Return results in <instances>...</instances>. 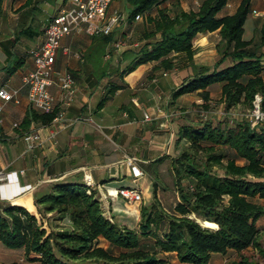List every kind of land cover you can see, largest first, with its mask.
Listing matches in <instances>:
<instances>
[{
    "label": "crops",
    "instance_id": "obj_1",
    "mask_svg": "<svg viewBox=\"0 0 264 264\" xmlns=\"http://www.w3.org/2000/svg\"><path fill=\"white\" fill-rule=\"evenodd\" d=\"M203 1L167 0L137 20L129 19V0H113L108 19L123 15L125 20L114 26L107 42L104 35L94 37L84 30L74 31L62 40L55 67L57 73L73 75L74 100L67 103L55 76L56 84L50 91L56 97L59 117L50 125L32 122L24 130L22 123L36 110L24 81L35 67L33 52L44 43L50 20L72 9L73 4L71 0H0V89L14 93L1 113L0 174L5 179L0 180V215L10 205H17L39 216V198L49 194L56 184L86 185L88 175L94 182L89 188L97 191L106 217L138 230L143 207L155 201V184L160 185L161 172L170 163L173 166L181 152L179 133L184 116L194 110L195 102H202L201 91L174 98L194 74L192 67L167 71L159 61L139 63L154 40L149 38L154 30L150 18L157 17L159 9L171 15L181 10L196 11ZM242 1L231 0L224 14L235 13ZM263 23L264 0H252L245 38L254 40L258 54L264 53ZM219 40L218 31L197 36V66L214 67L219 58ZM217 95L221 99V93ZM30 133L40 136L31 148L25 141ZM172 170L174 173V167ZM27 186L32 189L27 190ZM121 188L138 189L142 201L123 200L116 194ZM160 197L158 186L157 199ZM105 243L101 239L100 246L110 249ZM154 243L153 238H141L144 249L153 250ZM236 255L234 251L213 254L209 264H228ZM24 256V250L0 242V264L21 262ZM158 258L160 264H192L182 262L176 252H159Z\"/></svg>",
    "mask_w": 264,
    "mask_h": 264
},
{
    "label": "trees",
    "instance_id": "obj_2",
    "mask_svg": "<svg viewBox=\"0 0 264 264\" xmlns=\"http://www.w3.org/2000/svg\"><path fill=\"white\" fill-rule=\"evenodd\" d=\"M129 1L132 19L150 14L167 0ZM230 1L204 0L196 11L174 15L159 9L158 16L150 18L154 30L149 38L154 40L139 63L159 61L167 71L190 66L194 74L174 98L201 91L202 102H195L194 110L184 116L179 133L183 149L173 160L179 195L174 214L158 207L157 183L155 201L143 207L138 230L107 218L97 191L87 185L56 184L37 200L39 216L17 205L0 215V242L25 251L23 261L11 264H160L159 252H176L186 263L209 264L213 254L230 251L237 254L231 264H255L245 253L252 248L263 252L258 223L264 217V128L246 121L233 126L203 120L202 114L211 110L215 93H221L226 112L255 109L257 97L264 111V53L258 54L254 40L245 38L252 0H243L235 13L224 14ZM217 31L216 64L197 66V36ZM261 36L264 43V23ZM102 37L107 42L111 34ZM58 117V110H32L23 129L32 122L50 125ZM142 237L155 240L153 250L142 248ZM101 239L120 251L100 246Z\"/></svg>",
    "mask_w": 264,
    "mask_h": 264
},
{
    "label": "built area",
    "instance_id": "obj_3",
    "mask_svg": "<svg viewBox=\"0 0 264 264\" xmlns=\"http://www.w3.org/2000/svg\"><path fill=\"white\" fill-rule=\"evenodd\" d=\"M71 2L73 4L72 9L64 10L50 20L46 28L44 43L38 50L33 52L35 67L24 79L26 86L29 88V100L34 109L40 112L49 113L55 110L56 97L50 91V87L56 84L55 76L58 79L60 88L66 94L68 104L74 100L76 95L73 75L68 72L57 73L55 67L63 38L79 30H84L90 36L110 35L114 26L120 20H125L123 15H116L108 19V11L113 0H71ZM136 19H141V15H138ZM117 47H119V44ZM65 51H68V49H65ZM13 98V92L5 88L0 89V125L3 123L1 113L4 106ZM256 101L259 102L258 99ZM258 111L255 112L257 122L263 117L260 110ZM149 118L150 116L146 115V119ZM39 140L40 136L36 133L25 136V141L30 148ZM4 179L3 174H0V180ZM86 185L88 187L94 185L92 178L88 175L86 176ZM26 189L31 190L32 186H27ZM116 194L129 203H140L143 199V194L138 189L121 188L116 191Z\"/></svg>",
    "mask_w": 264,
    "mask_h": 264
},
{
    "label": "rangeland",
    "instance_id": "obj_4",
    "mask_svg": "<svg viewBox=\"0 0 264 264\" xmlns=\"http://www.w3.org/2000/svg\"><path fill=\"white\" fill-rule=\"evenodd\" d=\"M213 98L214 100L211 110L202 113L204 115V116L202 115L203 120L212 118L216 121H226L227 124L233 126L238 121H246V122H250L253 125V127L259 126L258 127L259 129L264 128V111H262L261 109V102H262L261 97H257L259 102L256 101L255 105L257 106V108L255 109H249L246 106V107L234 108L230 112L225 111V106L220 102L219 95H217V93L213 95ZM258 110H260L263 116L262 119L259 120V122H257L258 120L256 118V113L259 112ZM182 149H183V143L180 150L181 152ZM239 163L242 164L243 162L240 161ZM169 166H170L169 168H165L164 171L161 172L160 185H157V187L159 186L161 189V197L160 200L158 201L159 202L158 207L161 210L165 211L166 213L174 214L175 206L179 202V195L177 193L178 190L176 189L175 186L176 177H174L175 175L172 170L173 168L172 163H170ZM218 172L221 174L223 173L221 170H218ZM134 187L135 184L133 185L132 188ZM261 203L264 205V201H261ZM193 217H195V215H193ZM46 218L49 217L47 216ZM198 220L202 221L201 219ZM202 222L204 224L208 222L207 225L209 226L210 223L209 221H202ZM258 226L261 228L260 244L263 252H261L260 249L252 248L247 253H245V256L250 257L253 263L255 264H264V217L259 221ZM105 245L110 247L111 251H113L114 253H118L120 251V249L112 248L111 246H109L110 245L109 243H105ZM228 264H231V262Z\"/></svg>",
    "mask_w": 264,
    "mask_h": 264
},
{
    "label": "bare ground",
    "instance_id": "obj_5",
    "mask_svg": "<svg viewBox=\"0 0 264 264\" xmlns=\"http://www.w3.org/2000/svg\"><path fill=\"white\" fill-rule=\"evenodd\" d=\"M209 226H212L213 228H217L218 227V225L216 223H213V222H210Z\"/></svg>",
    "mask_w": 264,
    "mask_h": 264
},
{
    "label": "water",
    "instance_id": "obj_6",
    "mask_svg": "<svg viewBox=\"0 0 264 264\" xmlns=\"http://www.w3.org/2000/svg\"><path fill=\"white\" fill-rule=\"evenodd\" d=\"M207 223H208V222H207ZM207 223L204 224V225L207 226V227L213 228L212 226H208ZM218 228H219V227H217V228H213V229H218Z\"/></svg>",
    "mask_w": 264,
    "mask_h": 264
}]
</instances>
